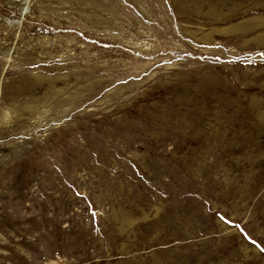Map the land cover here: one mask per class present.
Segmentation results:
<instances>
[{"label":"rangeland","instance_id":"1","mask_svg":"<svg viewBox=\"0 0 264 264\" xmlns=\"http://www.w3.org/2000/svg\"><path fill=\"white\" fill-rule=\"evenodd\" d=\"M261 248L264 0H0V264Z\"/></svg>","mask_w":264,"mask_h":264},{"label":"snow or ice","instance_id":"2","mask_svg":"<svg viewBox=\"0 0 264 264\" xmlns=\"http://www.w3.org/2000/svg\"><path fill=\"white\" fill-rule=\"evenodd\" d=\"M93 215H95V214L93 213ZM220 218H221L222 220H224L225 223H231L230 221L226 220L223 216H221ZM251 243L256 244V241H255V240H252ZM256 246H257L258 248H260V245H259V244H256ZM261 251H264V248H261Z\"/></svg>","mask_w":264,"mask_h":264}]
</instances>
